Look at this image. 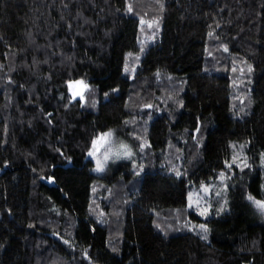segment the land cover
<instances>
[{"label":"trees","instance_id":"16d2710c","mask_svg":"<svg viewBox=\"0 0 264 264\" xmlns=\"http://www.w3.org/2000/svg\"><path fill=\"white\" fill-rule=\"evenodd\" d=\"M254 201L264 0H0V264H264Z\"/></svg>","mask_w":264,"mask_h":264},{"label":"rangeland","instance_id":"374dc122","mask_svg":"<svg viewBox=\"0 0 264 264\" xmlns=\"http://www.w3.org/2000/svg\"><path fill=\"white\" fill-rule=\"evenodd\" d=\"M74 88L77 93H80L81 89L84 87L80 84H76ZM107 133H111V136H107ZM95 142V146H93L91 150L93 155H89V158L94 162L93 170L96 173H103L109 163L122 160H133L136 156L134 149L121 140L114 131H107L101 134ZM122 145H126L127 147L124 148ZM127 152H130L131 155H127ZM105 156H107V159H105Z\"/></svg>","mask_w":264,"mask_h":264},{"label":"snow or ice","instance_id":"6c2138e0","mask_svg":"<svg viewBox=\"0 0 264 264\" xmlns=\"http://www.w3.org/2000/svg\"><path fill=\"white\" fill-rule=\"evenodd\" d=\"M129 11H131V6H129ZM141 23H143V21H141ZM149 27H151V24H149ZM225 50H226V49H225ZM129 55H131V54H129ZM241 71H243V70H241ZM249 71H251L250 68H249ZM78 83L83 84L82 81H81V82H78ZM70 87H71V85H70ZM84 87L86 88L87 85H84ZM81 99H83V96H81ZM106 135H107V136H111V133H107ZM95 143H96V142H94V146H95ZM122 147L126 148L127 146H126V145H122ZM126 154H127V155H131L130 152H127ZM89 155L91 156V155H93V153H92V152H89ZM105 159H107V156H105ZM228 167L230 168V167H231V164H229ZM223 178H224V174L222 173V174H221V179H223ZM203 191H204L205 193H207V192L209 191V189H208L207 187H204V188H203ZM190 199H191V198H190ZM249 199H253V198H252V197H249ZM254 202L257 204L258 207L264 208V203H262V202H260V201H254ZM205 211H206V209H205ZM201 214H203V213H201ZM201 227H203V226H201ZM205 230H206V229H205Z\"/></svg>","mask_w":264,"mask_h":264}]
</instances>
